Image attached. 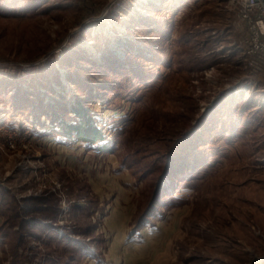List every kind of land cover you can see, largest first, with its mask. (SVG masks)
Wrapping results in <instances>:
<instances>
[{"label": "rangeland", "instance_id": "obj_1", "mask_svg": "<svg viewBox=\"0 0 264 264\" xmlns=\"http://www.w3.org/2000/svg\"><path fill=\"white\" fill-rule=\"evenodd\" d=\"M246 38L228 0H0V264L104 263L121 228L125 264H264ZM77 106L106 150L60 140Z\"/></svg>", "mask_w": 264, "mask_h": 264}, {"label": "trees", "instance_id": "obj_2", "mask_svg": "<svg viewBox=\"0 0 264 264\" xmlns=\"http://www.w3.org/2000/svg\"><path fill=\"white\" fill-rule=\"evenodd\" d=\"M74 112L77 115L78 120L77 121H66V124L63 126V132L60 136V140L63 142H66L69 139L70 134L74 133L75 136V143L81 142L83 144H86L88 146L96 145L99 149L106 150L107 146L101 145L106 140V135L103 133V131L96 127V125L92 122L91 118L86 117L87 119L84 120V116L87 113L86 110L82 107H75ZM65 144V143H64ZM170 170L169 167H166L164 169V174L159 178V181L156 184L155 191L153 192L154 197L152 199H155L159 193L164 192L165 188L168 187L171 184L170 176L168 175ZM43 205L37 206V210L40 211L39 208H41ZM44 207V206H43ZM42 210V209H41ZM56 213V211H55ZM54 210L53 213L55 216ZM53 216V217H54ZM48 220V219H47Z\"/></svg>", "mask_w": 264, "mask_h": 264}, {"label": "built area", "instance_id": "obj_3", "mask_svg": "<svg viewBox=\"0 0 264 264\" xmlns=\"http://www.w3.org/2000/svg\"><path fill=\"white\" fill-rule=\"evenodd\" d=\"M228 6L247 27V55L264 54V0H228Z\"/></svg>", "mask_w": 264, "mask_h": 264}, {"label": "crops", "instance_id": "obj_4", "mask_svg": "<svg viewBox=\"0 0 264 264\" xmlns=\"http://www.w3.org/2000/svg\"><path fill=\"white\" fill-rule=\"evenodd\" d=\"M127 224V222H125ZM124 223L125 227H126V224ZM122 230H120V234H119V230H118V234L117 233H113L112 235L109 234L108 236H105L103 237V240H104V247L99 251L101 253V256L103 258V262L104 263H99L97 261H94L95 264H125L124 262H126V260H124L123 258V252L127 251L128 253V250H124L122 247V244H120V239L123 238L125 239L126 237V233L128 231V236L130 235L131 231L129 232L128 229L126 230H123V228H121ZM126 231V232H125ZM117 232V231H116ZM93 237L90 238L89 241L92 240V238H94L93 240L94 241H97L99 238H97L95 235H97V233H94L92 234ZM107 235V234H106ZM128 236L126 237V239L128 238ZM105 241H106V244H105ZM91 249V250H90ZM98 248L94 247L93 249L88 245V248H87V252L88 253H92L94 252V256L92 257H96L98 256V254H100L99 252H97L96 254V251H97ZM90 255L87 256V259H89L90 261Z\"/></svg>", "mask_w": 264, "mask_h": 264}]
</instances>
